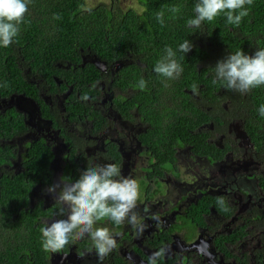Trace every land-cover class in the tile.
I'll return each mask as SVG.
<instances>
[{
	"label": "flooded vegetation",
	"instance_id": "obj_1",
	"mask_svg": "<svg viewBox=\"0 0 264 264\" xmlns=\"http://www.w3.org/2000/svg\"><path fill=\"white\" fill-rule=\"evenodd\" d=\"M204 28L190 34L187 72L179 78L156 74L144 63L147 51L135 45L117 59L88 49L80 50L75 64L55 62L59 77L26 69L30 94L27 89L0 98L1 115L20 122L0 138V180L9 187L24 179L28 189L27 202L17 209L33 230L28 237L35 261L29 243H17L26 247L17 250L26 264H149L156 252H162L156 264H264V123L253 141L245 130L249 92L212 82L216 64L233 52L211 41ZM256 31V40L240 32L246 54L264 49V28ZM31 149L35 168L29 166ZM109 163L137 181L135 212L143 231L127 221L97 222L118 245L102 261L87 236L58 252L43 251L40 229L67 218L47 188Z\"/></svg>",
	"mask_w": 264,
	"mask_h": 264
},
{
	"label": "trees",
	"instance_id": "obj_2",
	"mask_svg": "<svg viewBox=\"0 0 264 264\" xmlns=\"http://www.w3.org/2000/svg\"><path fill=\"white\" fill-rule=\"evenodd\" d=\"M137 1L143 9L140 14L134 10L124 14L113 12L111 6L105 5L87 9L85 0H31L18 36L9 47H0V98L24 92L30 87L23 75L26 69L31 72L43 69L59 77L60 73L54 69L53 64L77 63L80 50L89 49L104 59H117L125 56L131 45H135L139 47V52L147 51L144 63L154 70L156 62L165 55L162 51L170 47L176 52V60L183 71L187 72L183 62L187 53H181L178 49L185 40L190 42V34L197 31L186 26L187 20L195 17L193 9L197 0ZM261 1L263 5L260 7ZM261 1L253 0L251 5L245 6L249 14L238 27L229 25L224 14L211 23L205 21L203 25L207 36L211 41L230 48L233 54L237 51L246 54L240 32L249 31L256 40V28H264V0ZM172 7H179V12L171 13L169 9ZM160 11L164 12L163 26L156 19ZM54 16H59V19H54ZM202 80L203 76H200L198 81ZM28 92L30 94L29 89ZM249 98L251 117L245 130L256 142L257 127L260 121L264 123V117L258 111L264 105V86L249 91ZM15 123L20 124L16 117L8 122L0 113V138L16 127ZM31 152L29 166L35 168L33 149ZM4 158L5 153L0 147V163ZM3 180H0V264H26L28 260L20 252L26 247L17 243H29L31 257L35 261V243L30 242L28 237L33 230L27 220L22 221V217L27 214L17 209L27 202L28 189L24 179H15L17 181L9 187L3 184ZM14 214H18L16 219L12 218Z\"/></svg>",
	"mask_w": 264,
	"mask_h": 264
},
{
	"label": "clouds",
	"instance_id": "obj_3",
	"mask_svg": "<svg viewBox=\"0 0 264 264\" xmlns=\"http://www.w3.org/2000/svg\"><path fill=\"white\" fill-rule=\"evenodd\" d=\"M30 3L31 0H0V47L7 48L14 42ZM252 3L253 0H197L193 9L195 17L187 20L186 26L200 28L205 21L211 23L224 14L229 25L238 27L249 14L245 6ZM169 11L175 14L179 12V7H172ZM54 19H59V16H54ZM156 19L163 26L164 12H158ZM192 47L185 40L178 51L186 54ZM164 51L165 55L156 62L154 72L165 79L179 78L183 68L176 60V52L170 47ZM214 71V84L221 82L227 89L244 95L264 86V49L256 50L253 55H246L243 51L230 54L216 64ZM138 87L143 90L146 81L140 79ZM196 87L192 85L193 91ZM81 99L87 100L88 97L85 95ZM258 111L264 117V105ZM46 192L62 206L61 215L66 214L67 218L55 220L40 229L41 245L45 252H58L70 242L87 236L102 261L118 245L112 231L108 227L96 226L97 222L109 220L119 226L127 221L132 227L143 231L135 212L139 185L135 179L122 177L115 164L86 168L74 182L61 181L50 185ZM161 255L162 252L153 253L149 264H156Z\"/></svg>",
	"mask_w": 264,
	"mask_h": 264
},
{
	"label": "rangeland",
	"instance_id": "obj_4",
	"mask_svg": "<svg viewBox=\"0 0 264 264\" xmlns=\"http://www.w3.org/2000/svg\"><path fill=\"white\" fill-rule=\"evenodd\" d=\"M112 0H85V8L90 9L98 5L110 6ZM135 10L140 12L139 5L136 0H113V12H125L126 10Z\"/></svg>",
	"mask_w": 264,
	"mask_h": 264
},
{
	"label": "water",
	"instance_id": "obj_5",
	"mask_svg": "<svg viewBox=\"0 0 264 264\" xmlns=\"http://www.w3.org/2000/svg\"><path fill=\"white\" fill-rule=\"evenodd\" d=\"M85 61V60H83ZM97 58L96 57H91V59L89 58V61L91 64H94L96 66V62H97ZM19 100H24L23 98L19 97ZM2 102H4V100H2Z\"/></svg>",
	"mask_w": 264,
	"mask_h": 264
}]
</instances>
